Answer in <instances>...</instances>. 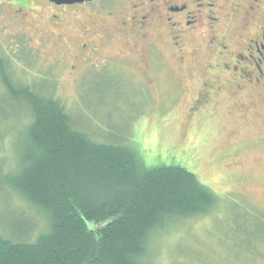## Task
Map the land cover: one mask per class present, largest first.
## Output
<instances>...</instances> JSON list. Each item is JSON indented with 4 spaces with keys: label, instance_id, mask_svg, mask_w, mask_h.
I'll return each instance as SVG.
<instances>
[{
    "label": "rangeland",
    "instance_id": "obj_1",
    "mask_svg": "<svg viewBox=\"0 0 264 264\" xmlns=\"http://www.w3.org/2000/svg\"><path fill=\"white\" fill-rule=\"evenodd\" d=\"M35 3L27 23L39 24L41 37L1 16L0 54L14 82L58 100L71 127L92 140L129 146L148 167L182 166L218 198L209 214L160 232L149 246L151 264H264V101L252 97L244 112L221 106L214 116L193 117L187 103L193 96L171 48L159 46L164 55L152 62L137 56L143 48L135 52L123 41L104 40L95 43L100 50L92 58L80 49L75 57L76 39L81 45L88 36L84 12L76 19L66 11L55 24ZM30 117L26 102L9 98L0 78V178L15 168ZM44 228L43 211L0 179V233L34 241Z\"/></svg>",
    "mask_w": 264,
    "mask_h": 264
},
{
    "label": "trees",
    "instance_id": "obj_2",
    "mask_svg": "<svg viewBox=\"0 0 264 264\" xmlns=\"http://www.w3.org/2000/svg\"><path fill=\"white\" fill-rule=\"evenodd\" d=\"M0 78L31 111L15 168L0 179L43 211L45 225L34 241L0 233V264H151L160 232L216 207V195L186 168L148 167L131 147L73 129L58 100L14 82L1 54Z\"/></svg>",
    "mask_w": 264,
    "mask_h": 264
},
{
    "label": "flooded vegetation",
    "instance_id": "obj_3",
    "mask_svg": "<svg viewBox=\"0 0 264 264\" xmlns=\"http://www.w3.org/2000/svg\"><path fill=\"white\" fill-rule=\"evenodd\" d=\"M36 1L43 5L37 11L47 10L55 24L66 11L76 19L84 12L88 22L82 31L88 36L81 45L76 39L75 57L80 49L92 58L100 50L95 43L104 40L123 41L135 52L143 48L137 56L152 62L164 55L160 47L171 48L193 96L187 102L193 117L214 116L221 106L244 112L252 97L264 101V0H0V20L8 15L9 26L23 33L33 28L41 37L42 27L27 23Z\"/></svg>",
    "mask_w": 264,
    "mask_h": 264
},
{
    "label": "water",
    "instance_id": "obj_4",
    "mask_svg": "<svg viewBox=\"0 0 264 264\" xmlns=\"http://www.w3.org/2000/svg\"><path fill=\"white\" fill-rule=\"evenodd\" d=\"M55 1L57 3H74L76 1H84V0H52Z\"/></svg>",
    "mask_w": 264,
    "mask_h": 264
}]
</instances>
